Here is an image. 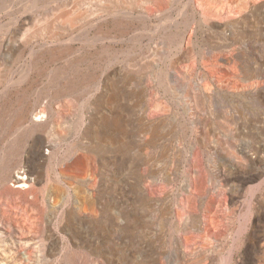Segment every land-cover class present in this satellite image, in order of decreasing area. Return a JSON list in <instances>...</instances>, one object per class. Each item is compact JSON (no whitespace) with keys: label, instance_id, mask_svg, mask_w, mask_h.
I'll use <instances>...</instances> for the list:
<instances>
[{"label":"rangeland","instance_id":"1","mask_svg":"<svg viewBox=\"0 0 264 264\" xmlns=\"http://www.w3.org/2000/svg\"><path fill=\"white\" fill-rule=\"evenodd\" d=\"M191 2L0 0V264H264V5Z\"/></svg>","mask_w":264,"mask_h":264},{"label":"bare ground","instance_id":"2","mask_svg":"<svg viewBox=\"0 0 264 264\" xmlns=\"http://www.w3.org/2000/svg\"><path fill=\"white\" fill-rule=\"evenodd\" d=\"M130 1V0H129ZM132 3H131V6H143L145 3H150L152 0H131ZM202 0H192L191 2V7H192V13L190 12V15H188V19L189 18H193V19H198L199 22L202 24V25H206L207 27L211 28V29H215L213 26V20L214 19H222V18H226L228 19V26H232L235 22L237 21H234V22H230L231 20L229 19V17H234V16H239L240 18H245V15L248 16V17H252L256 14V11H259V7L263 6L264 5V0H231L233 2H236L235 3V6H229L227 8L224 7H220V9H216V10H212V12H208V11H204V10H201V3ZM262 1V2H261ZM96 2L98 3V5H101V2L102 0H96ZM165 2V1H164ZM228 2V1H227ZM130 3V2H129ZM224 4V2H223ZM233 4V3H232ZM231 4V5H232ZM123 5V4H122ZM149 5V4H148ZM157 5V4H156ZM165 5V4H164ZM216 5V4H215ZM129 6V4H126V7ZM213 6V5H212ZM157 7V6H156ZM158 7H160L158 5ZM186 7V6H185ZM184 7V8H185ZM135 9V8H134ZM147 9V8H146ZM176 9V8H175ZM180 9V8H179ZM186 9V8H185ZM159 10V9H158ZM141 13L140 15L142 14V16H147V13L143 12V10L141 9L140 10ZM185 11V10H184ZM187 11V10H186ZM187 13V12H186ZM58 14V13H57ZM117 15V14H116ZM149 16V15H148ZM157 17V16H156ZM151 18V17H150ZM70 19V18H69ZM68 19V20H69ZM102 19V18H101ZM233 19V18H231ZM236 19V18H235ZM150 20V19H149ZM252 20V19H251ZM21 21V20H20ZM165 25V24H164ZM225 25V26H227ZM235 26V25H234ZM168 27V26H167ZM180 27V26H178ZM83 28V27H82ZM78 29V28H77ZM226 27H222V30H225ZM166 32V31H165ZM120 35V34H119ZM183 36V35H182ZM212 40V39H211ZM183 41V40H182ZM191 41V40H190ZM194 41V40H193ZM101 42V41H100ZM134 42V41H133ZM222 42V41H221ZM224 42V41H223ZM180 43V42H178ZM49 44V43H48ZM181 44H179L180 46ZM230 45H232L231 43H229V41L227 39H225V47H229ZM189 47V46H188ZM250 47V46H249ZM177 48V46H176ZM224 48V47H223ZM254 48V47H253ZM193 49V48H192ZM184 50V49H183ZM186 51V50H185ZM193 51V50H192ZM178 54V53H177ZM179 55V54H178ZM204 56V55H203ZM116 57V56H115ZM218 57V56H217ZM203 58V57H202ZM205 58V57H204ZM194 60V59H193ZM230 59H228L229 61ZM113 61V60H112ZM225 58L224 57H218V59H216L215 62H212L211 64H216L217 62H225ZM233 61V60H232ZM129 63V62H128ZM190 63V62H189ZM198 63V62H197ZM201 63V61H200ZM176 64V63H175ZM196 64V63H195ZM30 65V64H29ZM177 65V64H176ZM198 65V64H197ZM196 65V66H197ZM201 66V65H200ZM210 66V65H209ZM236 66V65H235ZM176 67V66H175ZM209 70V69H208ZM219 70V69H218ZM3 71V70H2ZM249 77L251 75H248ZM223 77V76H222ZM10 79V78H9ZM221 79V78H220ZM157 81V80H156ZM219 81V80H218ZM60 82V81H59ZM246 83V82H245ZM237 84V83H236ZM241 84V83H240ZM243 84V83H242ZM58 87V86H57ZM206 87V86H205ZM245 93V92H244ZM19 102V101H18ZM108 103V102H107ZM18 104V103H17ZM1 110V108H0ZM40 113H45V111H39L37 113H35V116H38ZM1 114V113H0ZM18 116H19V122L22 121V123H24L29 117L27 116V113H25L24 111L22 110H19L18 111ZM38 119V118H37ZM41 119V118H40ZM24 120V122H23ZM38 122V121H37ZM117 124V123H116ZM156 127V126H155ZM110 135V134H109ZM111 138V137H110ZM42 147V146H41ZM164 154V153H163ZM86 155V154H85ZM85 164V163H84ZM23 168L19 167L18 170L15 172L13 170V168H7V169H2L1 171V175H0V187L3 185V186H7L8 184H12V185H16V187H26L28 185V181H29V178L27 176V173L22 170ZM70 173V172H69ZM74 174V173H73ZM77 174V173H76ZM79 175V174H78ZM83 175V174H82ZM84 176V175H83ZM85 178V176H84ZM250 178V177H249ZM253 178V177H252ZM31 182V181H30ZM86 182V181H85ZM256 188V187H255ZM32 191V190H31ZM41 192V191H39ZM229 192V191H228ZM30 194H34L33 191L30 192ZM251 194V193H250ZM41 195V194H40ZM33 197V196H32ZM38 197V196H36ZM36 200V199H35ZM235 200V197L231 196L230 197V201L233 202ZM250 200V199H249ZM249 202V201H248ZM44 204V203H43ZM250 204V202H249ZM203 205V204H202ZM202 207V206H201ZM66 208V207H65ZM248 208V207H247ZM201 209V208H200ZM250 209V208H249ZM179 210V209H178ZM251 210V209H250ZM77 211V210H76ZM85 212V211H84ZM87 212V211H86ZM89 214V213H88ZM197 215V214H196ZM82 216V215H81ZM85 217V216H84ZM188 219H192V216H190ZM189 220V221H190ZM194 225L193 226H196L197 229L200 228L201 226V221H200V218L199 217H196V220L194 221ZM195 228V229H196ZM234 235V234H233ZM5 236V235H4ZM198 236V235H197ZM193 237V236H192ZM199 237V236H198ZM19 239V238H18ZM196 239V238H195ZM5 240V239H4ZM29 240H32V239H29ZM186 240V239H185ZM190 239H188L189 241ZM12 241V240H10ZM20 242V241H18ZM187 242V241H186ZM191 241H189L188 243H190ZM235 242V241H234ZM36 243V242H34ZM29 244V243H28ZM30 245V244H29ZM36 245V244H35ZM38 246V245H37ZM15 247V246H14ZM19 247V246H18ZM21 247V246H20ZM39 247V246H38ZM23 248V247H22ZM37 248V247H35ZM5 249V248H4ZM8 249V248H7ZM16 249V248H15ZM21 250V248L19 249ZM30 250V249H29ZM32 250V249H31ZM191 250V249H190ZM17 251H18V248H17ZM37 251V250H35ZM16 252V251H14ZM29 253H32V252H27L26 250L25 251H21V257L24 258V259H30L31 258V254ZM19 254V252L17 253ZM9 255V253H8ZM12 256V255H11ZM19 256V255H18ZM35 258H36V255H34ZM39 256V255H38ZM234 256V255H233ZM7 257V256H6ZM11 258V257H10ZM9 258V260H10ZM8 259V258H7ZM228 262H231L232 261V253L230 252L226 258H225ZM14 260V259H13ZM17 260V259H16ZM37 260V258L35 259ZM20 261H23L22 259ZM27 262V261H26ZM22 263V262H21ZM20 263V264H21ZM24 264V263H23Z\"/></svg>","mask_w":264,"mask_h":264}]
</instances>
